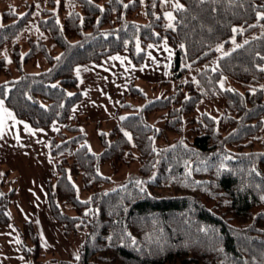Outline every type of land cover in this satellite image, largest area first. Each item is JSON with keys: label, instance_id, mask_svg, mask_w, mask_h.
I'll list each match as a JSON object with an SVG mask.
<instances>
[{"label": "trees", "instance_id": "trees-1", "mask_svg": "<svg viewBox=\"0 0 264 264\" xmlns=\"http://www.w3.org/2000/svg\"><path fill=\"white\" fill-rule=\"evenodd\" d=\"M179 2L183 7L175 8L169 26L161 0H50L56 10H42L38 26L44 33L28 38L25 54L17 38L34 4L27 3L22 14L14 6L0 14V48L13 43L12 60L21 70L13 78L11 66L0 58V74L8 78L0 83V99L34 127L64 123L49 139L56 171L47 182L48 201L64 233L84 238L76 257L54 258L55 264H264V90L259 85L264 80V30L219 58L215 67L200 69L109 130L96 122L101 152L83 144L65 153L71 142L86 136L87 116L70 120L83 96L78 65L123 51L137 65L150 43L167 40L173 47L171 81L207 60L220 43L230 42L236 26L243 27L237 32L241 36L264 20L258 18L264 0ZM142 11L143 22L132 19ZM45 36L59 51L48 48ZM39 55L48 67L24 72L23 62ZM224 75L244 89L223 87ZM144 96L131 82L118 114ZM202 100H221L223 112L188 117ZM158 110H164L165 128L151 121ZM186 123H191L188 134ZM168 133L179 136L170 139ZM136 158L145 179L105 191L111 178L99 172L100 165L120 166ZM78 176L88 199L78 196ZM10 180L8 170L0 168V225L14 222L9 206L16 187ZM16 227L29 263L47 264L33 223Z\"/></svg>", "mask_w": 264, "mask_h": 264}, {"label": "crops", "instance_id": "crops-1", "mask_svg": "<svg viewBox=\"0 0 264 264\" xmlns=\"http://www.w3.org/2000/svg\"><path fill=\"white\" fill-rule=\"evenodd\" d=\"M119 57V59H113ZM173 47L167 40L150 43L145 59L135 65L127 52L117 53L99 61L80 64L79 80L83 98L73 114H84L93 121L119 116L121 100L127 95L130 80L137 84L170 76ZM131 76L133 78H131ZM0 112V168L9 171L16 194L9 206L13 223L0 225V264H30L22 249L17 224L31 221L40 237L47 264L54 258H74L80 240L68 236L54 217L49 201L47 182L56 171V159L49 149V139L63 127H34L26 118ZM113 121V120H111ZM52 126V127H51ZM10 180V181H11ZM11 181V183H12Z\"/></svg>", "mask_w": 264, "mask_h": 264}, {"label": "rangeland", "instance_id": "rangeland-1", "mask_svg": "<svg viewBox=\"0 0 264 264\" xmlns=\"http://www.w3.org/2000/svg\"><path fill=\"white\" fill-rule=\"evenodd\" d=\"M56 1H58V0H56ZM27 3H33L34 9L32 11L31 17H30L29 22L27 24V27L24 29V31H22L19 34V36L17 38V41L21 44L22 54H25V52L29 48V44L27 41L29 37L38 38L39 36H41L44 33V31L38 26V20L42 16V10L44 8L52 6V5H50V0H0V14L4 9H7L10 6H14V8L17 10V12L22 14L27 8V6L25 7V5ZM177 3L178 4L180 3L179 0H161V7H162L163 13L165 15V20L168 23V25H171V26L174 25V18H175L174 10L176 8L175 5ZM56 7H57V5H55L54 7L52 6L51 8L56 10ZM143 9H144V7H142V10ZM169 14H171V18H169ZM132 19L135 21L143 22L145 20L143 11L141 13H139L138 15L134 16ZM242 28L243 27H241V25L236 26L234 34L230 37V39H231L230 42H228L226 44L220 43L216 47V51L207 60H205L203 63H201L198 66L190 68L187 72H185L183 77L173 79L170 81L171 65L172 64L170 65V62H169L170 74H168V75H170V76H167V78H164L161 80L155 79L156 81H153V82H151V81L147 82L146 81V83H140V81H138L137 85L142 88V90L145 93V96L142 98L134 100L132 107L130 106V107L122 110V112L120 113L119 118L117 120H114L115 118H110L108 120L105 119V120L93 121L87 115H84V114L74 115L72 113L70 120H72L75 116H87L88 120H87V122H84V124H83V132L86 133V136L79 139L76 143L71 142L66 147L65 153L68 154L73 149H75L76 147L81 146L83 144H87L91 151H94L97 153L101 152V150L103 148L102 144L100 143V140H99V133L101 131L96 126L97 125L96 122L102 121L104 123L103 129L107 131L113 126V124L116 121L121 120L122 118H124L125 116H127L130 113L139 112L145 103L149 102L150 100H152L156 97L165 95V94L169 93L170 91L175 90L180 82H182L186 79L194 78L196 73L200 69L205 68V67H215L218 63L219 58H221L225 54H227V53L231 52L232 50H234L235 48H237V45H242L247 40L251 39L252 37L259 34L261 31H263L264 30V20L261 21L260 26L257 27L252 33L243 34L241 36H238L237 32L240 31V29L242 30ZM45 38H46V43L48 45V48L50 50L59 51V48L55 46V44L53 43V41L51 39H49L47 36H45ZM12 44L13 43L10 42V43H7L6 45H4L3 47L0 48V58L3 57L7 60L8 64L12 68V77L16 78L21 74V70H20L19 66L15 65L13 60H12ZM119 53H122V52H119ZM114 54L107 55L104 58L108 59L109 56L114 55ZM102 59H100V60H102ZM97 61H99V60H97ZM47 67H48V63H47V61L43 55H39L37 57V59L34 61H32V60L27 61V62L24 61L22 64V69L24 72H39L43 69H46ZM77 75H78V73H77ZM131 78H133V77L131 76ZM7 79L8 78L5 74H0V83L6 81ZM78 80H79V76H78ZM166 80H167V82H169V81L170 82L169 83L166 82L167 84L164 85L163 87L153 88L154 85H156L158 83L165 82ZM131 82H134V80L131 79L130 83ZM220 83L223 87L237 88V89H241V90L244 89V86L242 84L234 81L233 79H231L230 77L225 76V75L222 76ZM259 85L264 90V80H262ZM79 87H81L80 80H79ZM81 91H82V89H81ZM82 98H83V96H82ZM75 104H74V106H75ZM74 106H73V108H74ZM73 108H72V110H73ZM203 112H207V113H209L215 117L220 116V114L223 112L222 101L221 100H211V101L202 100L198 103L195 110L191 114H187V116L188 117H190V116L196 117V116H199V114H201ZM163 113H164V110H158L154 114L151 115V121L155 122L161 128H165V124H166V117L163 115ZM111 120H113V121H111ZM263 120H264V115H263ZM54 122H56V121H54ZM190 125H191V123L190 124L186 123L184 126L185 132L187 134L189 132L188 130H191L189 128ZM262 132L264 133V124L262 127ZM72 135H74V134H71V136ZM176 136H179V135L175 134V133H168L167 134V137L170 139H173ZM165 137H166V135L159 137V141L161 142ZM139 167H140V160L138 158H136L134 161L130 162L129 164H122L120 166H113L109 162L102 163L100 165L99 172L101 174L109 176L111 178V180L109 182L104 184L103 189L105 191L112 190V189L116 188L117 186H119L120 184H122L128 180L143 181L145 178L140 176ZM154 175H155V172H153L149 178H153ZM4 180L6 182V186L4 188L1 186V188L5 191V190H8L9 185L7 182L8 180L5 178H4ZM74 182L76 184L78 196L81 199H88L90 194L82 188L81 178L79 176L75 177ZM83 238H84V235H82V234L79 236H76V239H78V241L80 239L82 241ZM78 251H79V249H78ZM69 259H71V258H69Z\"/></svg>", "mask_w": 264, "mask_h": 264}, {"label": "snow or ice", "instance_id": "snow-or-ice-1", "mask_svg": "<svg viewBox=\"0 0 264 264\" xmlns=\"http://www.w3.org/2000/svg\"><path fill=\"white\" fill-rule=\"evenodd\" d=\"M201 2H203V0H201ZM175 7H176L177 9H181L183 6L177 3V4L175 5ZM169 18H171V14H169ZM258 18H259V19H264V13L259 14V15H258ZM169 26H171V25H169ZM233 31H235V29H233ZM237 47H240V45H237ZM114 59H119V57H115ZM261 71H264V68H262ZM77 73H79V69H77ZM54 87H55V86H54ZM0 112L6 113L7 116H9V117L12 116V114H11L10 112H7V109H5V108L3 107V101H2V100H0ZM125 135H126V136H129L128 133H125ZM129 139H131L130 136H129Z\"/></svg>", "mask_w": 264, "mask_h": 264}]
</instances>
